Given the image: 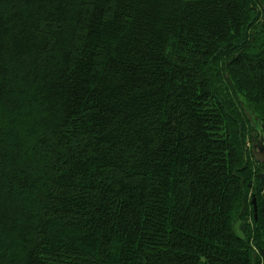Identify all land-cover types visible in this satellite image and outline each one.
Here are the masks:
<instances>
[{
    "label": "trees",
    "instance_id": "16d2710c",
    "mask_svg": "<svg viewBox=\"0 0 264 264\" xmlns=\"http://www.w3.org/2000/svg\"><path fill=\"white\" fill-rule=\"evenodd\" d=\"M244 111L264 0H0V264H264Z\"/></svg>",
    "mask_w": 264,
    "mask_h": 264
},
{
    "label": "flooded vegetation",
    "instance_id": "af4514ba",
    "mask_svg": "<svg viewBox=\"0 0 264 264\" xmlns=\"http://www.w3.org/2000/svg\"><path fill=\"white\" fill-rule=\"evenodd\" d=\"M253 133V132H252ZM252 138L250 140V142L248 143L247 147H248V152H250L251 155V159L255 164V175L256 178L258 180V184L260 187H264V163H260L258 162L254 157H253V151L258 152V153H264L263 149H262V142L254 135V133L252 134Z\"/></svg>",
    "mask_w": 264,
    "mask_h": 264
},
{
    "label": "rangeland",
    "instance_id": "374dc122",
    "mask_svg": "<svg viewBox=\"0 0 264 264\" xmlns=\"http://www.w3.org/2000/svg\"><path fill=\"white\" fill-rule=\"evenodd\" d=\"M251 116V119H252V123H253V126H251V131L249 133V136L252 138V135L251 133L253 132L254 135L256 136V139L258 138L261 142H262V149L264 151V129L263 127L261 126V123L256 120L255 116L252 114H249ZM253 116V118H252ZM250 138V140H251ZM248 145V143H247ZM235 232L238 236H242V227L240 224H235Z\"/></svg>",
    "mask_w": 264,
    "mask_h": 264
},
{
    "label": "water",
    "instance_id": "95a60500",
    "mask_svg": "<svg viewBox=\"0 0 264 264\" xmlns=\"http://www.w3.org/2000/svg\"><path fill=\"white\" fill-rule=\"evenodd\" d=\"M227 77V75H226ZM246 116L248 117V119L250 120L251 122V126H253V123H252V119H251V116L249 114L246 113V111H244ZM253 134V133H252ZM253 157L260 163H264V153H258V152H255L253 151ZM252 204L254 205V211H255V203H254V199H252ZM262 254L264 256V252L262 251Z\"/></svg>",
    "mask_w": 264,
    "mask_h": 264
}]
</instances>
